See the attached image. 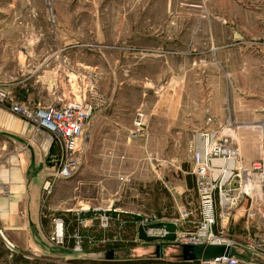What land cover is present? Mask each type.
Returning a JSON list of instances; mask_svg holds the SVG:
<instances>
[{
    "label": "rangeland",
    "instance_id": "1",
    "mask_svg": "<svg viewBox=\"0 0 264 264\" xmlns=\"http://www.w3.org/2000/svg\"><path fill=\"white\" fill-rule=\"evenodd\" d=\"M258 1L0 0V91L6 94L0 106L40 130L12 106L35 114L56 103L89 104L91 114L77 142L79 171L91 178L108 165L118 168L130 186L150 183L163 189L167 184L170 191L146 195L143 203L127 198L125 204L143 213H127L128 218L135 226L145 217L176 219L186 213L192 230L200 220L196 193L186 191L195 180L193 152L200 143L192 136L203 127L199 137L206 117L218 118L239 160L247 161L244 168L264 158V3ZM138 110L147 115L146 140L128 138ZM50 135L58 161L61 143ZM109 142L131 144L114 150L115 156L126 152L124 160L105 163ZM259 173L252 170L248 182L253 217L246 223L245 204H238L224 229L213 231L235 242L233 253L240 260L264 263V177ZM117 185L110 181L111 193ZM54 187L47 200L42 192V217L50 223L49 228L43 224L52 243L47 248L62 257L50 261L10 246L0 228V264H141L129 248L134 245L103 241L121 233L118 227L127 220L120 213L90 207L88 213H64L59 202L48 203ZM81 191L86 195V189ZM66 197L62 194L60 202ZM103 198L99 192L93 206H101ZM73 218L78 223L71 246L68 219ZM56 222L63 225L62 245L51 241ZM161 246L165 257L181 247L175 242ZM17 256L29 263L15 261ZM138 256L157 255L148 250Z\"/></svg>",
    "mask_w": 264,
    "mask_h": 264
},
{
    "label": "crops",
    "instance_id": "2",
    "mask_svg": "<svg viewBox=\"0 0 264 264\" xmlns=\"http://www.w3.org/2000/svg\"><path fill=\"white\" fill-rule=\"evenodd\" d=\"M258 2L264 3V0H259ZM202 128L200 127L195 132L194 137L192 136V138L197 139V143L200 141L196 134ZM109 143V146L108 144L104 146L108 150L107 153H104L105 163L110 164L114 159L124 160L122 158L126 157V152L118 153L115 156L114 150L118 147L128 149L131 144L125 142L119 143V146H116L117 143ZM56 153L58 155V149L48 131L44 129L34 130V127L30 123L10 112L9 108L0 106V228H2L1 231L5 234L6 241L10 246L29 250L34 255L39 253L50 261L61 258L62 254H51V251L47 248V243H52L49 242L48 235L44 231L43 224L45 223V227L49 228L50 223L42 217V186L51 175L57 162L55 158L57 156ZM240 160L242 163L247 162L244 159ZM107 166L104 167L102 175H94V177L90 176L91 178H87L86 174L79 171L71 179L56 182L53 195L50 197L48 203L56 204L59 202L62 204L60 205L61 207L59 206L60 211L64 213L80 211H87L88 213L90 211L88 207L91 208V211L95 209L115 211L116 213H120V216L124 215L128 219L126 221L127 225L124 227L125 236H133L135 234V226L129 223L130 220L127 213L136 215L143 213L136 210L137 206L132 209V207L130 208L129 205L125 204L127 198L135 199L136 203L140 199L143 203L145 200L143 197L146 195L155 198L156 191L170 190L166 187L167 184L164 183H162L163 187H165L163 189L158 186L157 188H152L150 183L148 185L142 183L141 185L130 186L129 183L127 184L128 181H125L127 179H121L124 177L118 175L120 173L118 168L115 167L111 170L110 167L106 169ZM112 180L118 182L113 193L109 190L110 181ZM188 186L190 189L186 188V191L192 190L195 192V180ZM69 187H73L72 191L68 190ZM83 189L87 190L86 195L82 194L81 190ZM77 190L78 192H76ZM184 191L182 189L179 190V194ZM99 192H102L107 199L103 198L101 206L96 207L93 206V202L97 199ZM64 193L67 197L60 202L64 197H61L60 200L59 198ZM64 213L61 215L67 216ZM166 216L164 218L166 221L177 222L176 224H179L177 226V230L179 229V231L191 232L195 229V226H193L192 230L189 229L185 220L186 218L182 215L176 219L169 217L171 215L168 214ZM172 216H175V212ZM94 223L97 224L96 221ZM169 242L171 243V241L166 240L159 242L139 240L134 244L132 243L134 246L129 248H133L134 252L132 254H136L135 256L138 257L134 261H140L141 264L199 263V261L184 260L181 256V248L180 251H176L178 252L177 254L171 252L166 257L163 256L164 248L161 244ZM157 244L160 245V248L162 247L158 253L156 251ZM35 246H38L39 249H36ZM148 250L150 252L154 251L157 256H138L139 253L146 254ZM150 257H153L154 260L147 259ZM150 260L152 262H149Z\"/></svg>",
    "mask_w": 264,
    "mask_h": 264
},
{
    "label": "built area",
    "instance_id": "3",
    "mask_svg": "<svg viewBox=\"0 0 264 264\" xmlns=\"http://www.w3.org/2000/svg\"><path fill=\"white\" fill-rule=\"evenodd\" d=\"M6 99V94L0 91V101ZM14 112L23 114L35 120L37 129H44L54 135L62 147L61 158L56 162L51 175L42 186L43 195L49 197L53 185L60 180H68L75 177L80 169V157L76 155L77 142L81 135L87 118L91 114L89 104L80 102H69L63 105H54L52 108L39 109L35 114L24 107L12 106ZM147 115L138 110L135 112L132 123V130L128 136L133 138H147ZM200 143L193 152V173L195 176V193L197 197L200 220L191 232H176L173 242L181 246L184 244L217 245L223 244L230 247L227 255H221L208 260L199 261L200 264H264L252 259L240 260L234 253L235 242L224 240L213 228L224 229L223 224L234 213L238 204H245L243 215L246 223L254 215L253 194L248 182L252 180V170H260L259 175L264 177V158L255 159L250 162V168H244L239 160V151L232 140L222 132L218 118L208 115L206 126L199 134ZM126 181V180H125ZM261 185L264 186V180ZM47 200V199H46ZM45 201V200H44ZM249 202V204H248ZM187 218V214L183 213ZM168 222L165 219H158L156 216L145 217L135 224V234L125 236L124 227L126 221L118 227V237L103 239L104 242H124L134 244L141 240L138 237L137 228L139 225ZM177 223V222H175ZM55 232L51 237L54 244H63V225L59 222L55 225ZM162 236L163 231L151 232ZM161 240H158V242ZM135 264V263H128Z\"/></svg>",
    "mask_w": 264,
    "mask_h": 264
},
{
    "label": "water",
    "instance_id": "4",
    "mask_svg": "<svg viewBox=\"0 0 264 264\" xmlns=\"http://www.w3.org/2000/svg\"><path fill=\"white\" fill-rule=\"evenodd\" d=\"M148 231L156 232L163 231L165 234L157 236L155 234H148ZM138 237L146 242H158V240H166L173 242L176 238L177 224L175 222H159L149 225H139L137 228ZM181 256L186 261H201L212 259L221 255H227L230 252V247L217 244V245H196L184 244L181 245ZM160 250V245L157 244V253ZM109 260L113 258V252L109 253L107 257Z\"/></svg>",
    "mask_w": 264,
    "mask_h": 264
},
{
    "label": "trees",
    "instance_id": "5",
    "mask_svg": "<svg viewBox=\"0 0 264 264\" xmlns=\"http://www.w3.org/2000/svg\"><path fill=\"white\" fill-rule=\"evenodd\" d=\"M121 217L122 218H124L125 220H128L124 215H121ZM74 219V220H73ZM73 219H68V224H69V226H70V232L68 231V234H69V236H70V234L73 232V231H75L76 230V227H77V221H76V218H73ZM71 220H72V222H71ZM130 220V219H129ZM132 220H133V218H132ZM131 221V220H130ZM130 223V222H129ZM131 224H132V221H131ZM66 238H67V236H66ZM68 242L70 243V245L71 246H73L74 245V239L70 236V237H68ZM114 246L113 247H115V246H117V245H119V244H117V243H115V244H113ZM120 246V245H119ZM15 261L16 260H21L22 261V258H20V256H17L15 259H14ZM22 262H24V263H29L28 261H26V260H23ZM149 262H152L151 260L149 261ZM104 263H106V262H104ZM107 263H109V262H107Z\"/></svg>",
    "mask_w": 264,
    "mask_h": 264
}]
</instances>
